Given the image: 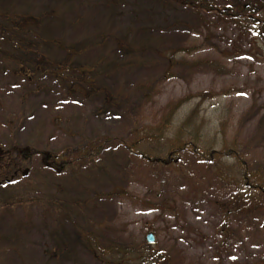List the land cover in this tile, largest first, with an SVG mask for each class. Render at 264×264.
<instances>
[{"label": "rangeland", "instance_id": "obj_1", "mask_svg": "<svg viewBox=\"0 0 264 264\" xmlns=\"http://www.w3.org/2000/svg\"><path fill=\"white\" fill-rule=\"evenodd\" d=\"M190 1L0 0V21L34 17L37 53L66 66L23 71L0 41V264H256L264 255V212L234 211L243 189L234 160L218 167L183 151L153 164L127 148L173 104L211 93L198 106V147L233 148L264 176V46L219 15L264 0ZM189 100L174 126L198 104Z\"/></svg>", "mask_w": 264, "mask_h": 264}, {"label": "trees", "instance_id": "obj_2", "mask_svg": "<svg viewBox=\"0 0 264 264\" xmlns=\"http://www.w3.org/2000/svg\"><path fill=\"white\" fill-rule=\"evenodd\" d=\"M169 1L181 4L188 8H194L196 5L190 0ZM234 4V6L229 5L230 7L225 9L226 12H224V14L219 13V15L236 21V23H239L242 25V27L244 26L245 32H248L249 34L256 33L258 39H260L264 46V19L256 20L257 22L252 19L253 16L257 17L259 11H264V3L259 8V10L253 8L257 5L255 2V5L240 4L239 1L235 2ZM196 9H200L199 4L197 5ZM35 23L36 20L32 16H2V21H0V41L5 42L14 50V52L19 55L15 62L19 64L23 71L31 67L33 71L41 72L42 70L41 73H45L49 71V69L46 67H49L50 72L58 75L61 71L66 70V66L49 62L48 60H45L43 56L37 53V47L34 43V40L40 41V38H38L31 30V28L35 26ZM253 28H256L257 30L254 31ZM178 52L179 50L177 49L171 51L169 50L168 68L166 70L165 77H168V74L173 70V68L177 66L174 56ZM30 54L33 55V57H30ZM41 65H44L45 68L42 69ZM23 67H25V69ZM88 87L92 90L91 85H88ZM213 95L215 94L200 93L198 95H192L190 98H186L173 104L169 109H167V112L162 116L158 125L152 129L151 134L138 135L136 137L135 143L132 144V146H128L127 148L133 154L143 159L144 162L153 164L156 163L168 165L169 163L174 162L177 155L183 151L192 152L193 155H195L196 158L202 162L216 163L218 167L221 159H232L239 167L238 173L239 178L241 179V186L243 188L242 201L238 200L239 202H237V204L239 203L240 207L236 206L234 211H246V209L253 207L255 213H262L264 212V176L262 175V172L259 170L250 171V169L245 166L243 160L241 162L240 154L234 152L233 148L222 146L220 150H214L210 146L208 148L198 147V143L202 140L201 131L202 127L204 126V123L198 121V106L201 102L211 99L210 96ZM189 99H198V104L184 116L180 123L174 126L173 122L178 110ZM153 140H157V144L154 146V148L147 146V149H142L143 151L141 150V152L134 151L133 147L135 144L139 145L141 143L148 142L147 145H149V143L154 142ZM157 149H164L166 153L165 157L157 156ZM57 159H59V157H56V159L53 157L50 159L45 157L44 161L48 166L55 169L60 165L56 161ZM220 169L224 170V168H218V171ZM251 196L253 197L254 201L251 200ZM229 213L230 212H226L225 217H228ZM223 232L224 231L222 230V233ZM226 234L227 235L225 237H227L229 233ZM256 264H264V255L256 262Z\"/></svg>", "mask_w": 264, "mask_h": 264}, {"label": "water", "instance_id": "obj_3", "mask_svg": "<svg viewBox=\"0 0 264 264\" xmlns=\"http://www.w3.org/2000/svg\"><path fill=\"white\" fill-rule=\"evenodd\" d=\"M26 173V171L24 172V174ZM146 242L149 244H152L154 242V237L152 234H148L146 237Z\"/></svg>", "mask_w": 264, "mask_h": 264}]
</instances>
